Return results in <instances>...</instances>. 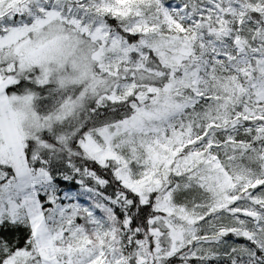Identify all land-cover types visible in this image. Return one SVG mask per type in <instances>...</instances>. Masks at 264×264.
<instances>
[{"label": "snow or ice", "instance_id": "6c2138e0", "mask_svg": "<svg viewBox=\"0 0 264 264\" xmlns=\"http://www.w3.org/2000/svg\"><path fill=\"white\" fill-rule=\"evenodd\" d=\"M66 46L71 110L0 135V264H264V0H0V121Z\"/></svg>", "mask_w": 264, "mask_h": 264}, {"label": "rangeland", "instance_id": "374dc122", "mask_svg": "<svg viewBox=\"0 0 264 264\" xmlns=\"http://www.w3.org/2000/svg\"><path fill=\"white\" fill-rule=\"evenodd\" d=\"M56 56H49L48 59L55 60L54 68L56 69L54 83L56 87L67 86L70 90L72 84H78L86 78V75H91L90 70L86 73L82 68V54L78 53L74 47H65L63 50L55 49ZM26 55L29 57L39 55L37 48H26ZM19 102L15 107L10 106V118L0 121V135L5 136L12 141L16 138L18 132V123L23 121L26 126L32 125L40 119L51 117L55 119L61 114V110L47 112L55 108L53 105L44 104L40 106L41 111H36L30 99L16 98ZM69 102H75L72 97L67 96ZM68 109V107H66ZM40 110L39 108H37ZM46 111V112H44ZM94 147V146H93Z\"/></svg>", "mask_w": 264, "mask_h": 264}, {"label": "trees", "instance_id": "16d2710c", "mask_svg": "<svg viewBox=\"0 0 264 264\" xmlns=\"http://www.w3.org/2000/svg\"><path fill=\"white\" fill-rule=\"evenodd\" d=\"M60 87H62V85ZM71 91H72V89L71 90L69 89V93L67 95L68 97H71ZM67 96L60 102L59 107L55 106V108H53L52 110L47 111V112H53V111H56V110H61V114L59 116L64 115L66 112H69L71 110L72 105L75 102H69L67 100ZM31 103H32L33 107L36 109V111H39V112L41 111L39 103H34L32 101H31ZM66 107H68V109ZM37 108H39L40 110H38ZM44 112H46V111H44Z\"/></svg>", "mask_w": 264, "mask_h": 264}]
</instances>
